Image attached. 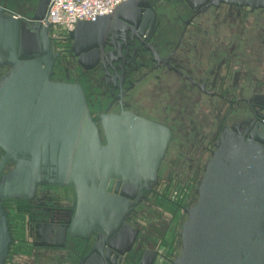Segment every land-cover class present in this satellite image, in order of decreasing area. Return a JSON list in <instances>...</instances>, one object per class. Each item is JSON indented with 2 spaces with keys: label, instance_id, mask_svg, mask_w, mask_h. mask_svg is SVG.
<instances>
[{
  "label": "water",
  "instance_id": "1",
  "mask_svg": "<svg viewBox=\"0 0 264 264\" xmlns=\"http://www.w3.org/2000/svg\"><path fill=\"white\" fill-rule=\"evenodd\" d=\"M48 2L34 0L26 11L0 7V201L27 199L40 183L72 187L76 209L66 235L85 242L87 249L77 264H120L136 236L124 222L141 191L156 183L170 135L157 124L123 114L106 126L107 144L101 146L80 87L49 79L50 26L41 23ZM184 3L201 11L220 5L264 9V0ZM143 8L146 2L127 0L109 15L77 22L67 33L70 52L83 65L98 40L123 22L133 24L131 14L143 22L148 13ZM256 66V76L234 88L247 95L245 109L234 106L227 114L233 123L220 132L203 166L196 200L184 209L179 253L169 264H264V84L262 62ZM219 86L227 92L224 82ZM7 162L13 167L2 174ZM134 191L137 199L131 202ZM8 244L0 205V264ZM155 256L146 249L139 264H152Z\"/></svg>",
  "mask_w": 264,
  "mask_h": 264
},
{
  "label": "flooded vegetation",
  "instance_id": "2",
  "mask_svg": "<svg viewBox=\"0 0 264 264\" xmlns=\"http://www.w3.org/2000/svg\"><path fill=\"white\" fill-rule=\"evenodd\" d=\"M136 1L148 5L143 22L131 14L133 24L123 22L98 40L83 65L70 52L68 35L49 27V79L80 87L101 146L107 144L106 126L123 114L168 130L156 183L142 190L137 201L133 192L136 204L124 223L136 236L120 264H139L146 249L156 252L152 264H169L180 250L184 209L196 200L203 166L220 132L233 123L227 114L234 106L245 109L247 95L233 92L234 50L251 51L255 62H262L264 84V9L220 5L201 11L188 9L185 0ZM31 2L0 0V7L26 11ZM221 81L227 92H220ZM12 167L7 162L1 173ZM0 205L9 239L3 264H77L86 254L85 242L66 235L76 209L72 187L40 183L27 199H4ZM167 234L171 246L162 243Z\"/></svg>",
  "mask_w": 264,
  "mask_h": 264
},
{
  "label": "built area",
  "instance_id": "3",
  "mask_svg": "<svg viewBox=\"0 0 264 264\" xmlns=\"http://www.w3.org/2000/svg\"><path fill=\"white\" fill-rule=\"evenodd\" d=\"M127 0H49L42 25L48 23L55 31L67 34L77 22H93L109 15ZM264 124V120L262 121Z\"/></svg>",
  "mask_w": 264,
  "mask_h": 264
},
{
  "label": "crops",
  "instance_id": "4",
  "mask_svg": "<svg viewBox=\"0 0 264 264\" xmlns=\"http://www.w3.org/2000/svg\"><path fill=\"white\" fill-rule=\"evenodd\" d=\"M233 53L235 59L233 60L234 67L232 71L234 76H232V80L237 84V87L241 86L246 79L256 76L258 67L256 66L253 52H242L241 49H236ZM233 92L237 93L236 89H233Z\"/></svg>",
  "mask_w": 264,
  "mask_h": 264
},
{
  "label": "rangeland",
  "instance_id": "5",
  "mask_svg": "<svg viewBox=\"0 0 264 264\" xmlns=\"http://www.w3.org/2000/svg\"><path fill=\"white\" fill-rule=\"evenodd\" d=\"M55 33H57V34H61V32L60 31H54ZM171 241H172V243H173V239H172V237L171 236H168V234H167V239L166 240H164V242H162L165 246H167V245H169V246H171ZM176 247V246H175ZM174 250V249H173ZM178 252H179V247L177 248V250H176V252H175V255H177L178 254ZM154 264H164L162 261H160V260H156L155 261V263Z\"/></svg>",
  "mask_w": 264,
  "mask_h": 264
}]
</instances>
